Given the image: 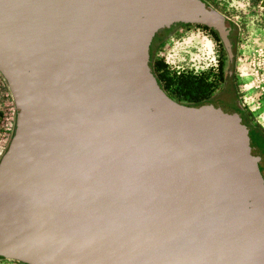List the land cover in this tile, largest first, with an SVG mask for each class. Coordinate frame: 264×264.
<instances>
[{
	"label": "water",
	"instance_id": "water-1",
	"mask_svg": "<svg viewBox=\"0 0 264 264\" xmlns=\"http://www.w3.org/2000/svg\"><path fill=\"white\" fill-rule=\"evenodd\" d=\"M177 24L217 33L230 83L235 28L203 0H0V259L264 264V160L239 110L171 100L149 71Z\"/></svg>",
	"mask_w": 264,
	"mask_h": 264
},
{
	"label": "rangeland",
	"instance_id": "rangeland-1",
	"mask_svg": "<svg viewBox=\"0 0 264 264\" xmlns=\"http://www.w3.org/2000/svg\"><path fill=\"white\" fill-rule=\"evenodd\" d=\"M207 1L234 25L231 71L236 96L248 119L264 134V9L258 7L260 0ZM220 54V45L206 32L191 25L168 38L153 57L160 60L163 68H168L164 74H171V78L180 72L182 77L199 76L208 83L217 80L215 64ZM171 90L175 89L171 87ZM172 94L182 99L177 89ZM13 122L12 103L0 77V156L9 141ZM259 156L264 160L260 153ZM259 169L262 168L259 166ZM0 264L13 263L0 260Z\"/></svg>",
	"mask_w": 264,
	"mask_h": 264
},
{
	"label": "flooded vegetation",
	"instance_id": "flooded-vegetation-1",
	"mask_svg": "<svg viewBox=\"0 0 264 264\" xmlns=\"http://www.w3.org/2000/svg\"><path fill=\"white\" fill-rule=\"evenodd\" d=\"M204 2L208 3L210 6L211 4L207 0H203ZM212 7V6H211ZM214 8V7H213ZM215 9V8H214ZM216 10V9H215ZM191 25L188 24H177V25H170L165 29V32L163 34L161 33H155L153 35V40L155 45L152 47L150 58H149V71L151 75L155 78V80L158 81L160 84V87L164 94L171 100H174L176 102L182 103L186 106H191L193 104L202 102V101H220L229 107H232L234 109L239 110L241 120L242 122L249 127L248 135L250 137L251 142L256 147V149L259 151L260 155L264 157V134L253 125V123L248 119V116H246L244 109L240 105V102L237 99L236 96V88L234 83L232 72L230 75L231 81L230 83L227 82V66H228V60H227V54L225 51V48L223 46L222 41L219 39L217 33L211 29H208L204 26L200 25H193L197 26V29H201L202 31L206 32L212 40H214L216 43L220 45L221 48V54L219 61H216L215 68H216V82H208L206 83L205 80L202 78L195 77V78H185L180 76V72H176L175 76L171 78V74H164L165 70H168V68H163L160 65V60H155L153 55L154 52L158 51L159 49L164 46V42L168 39L173 37L174 35H177L182 28L189 27ZM205 28V29H203ZM217 38V40H215ZM230 38V35L228 36ZM235 43H233L234 45ZM219 57V56H218ZM180 78H185L189 81L191 88H195L196 86L199 87V90L196 92H191L190 94H183L178 91L177 87V81ZM165 79H169L170 82H175L174 85H165ZM171 87L173 89H177L178 94H182V99L176 97L175 90H171ZM194 94V95H193ZM3 260V259H0ZM7 261V260H4ZM13 264H20L13 261H9Z\"/></svg>",
	"mask_w": 264,
	"mask_h": 264
},
{
	"label": "trees",
	"instance_id": "trees-1",
	"mask_svg": "<svg viewBox=\"0 0 264 264\" xmlns=\"http://www.w3.org/2000/svg\"><path fill=\"white\" fill-rule=\"evenodd\" d=\"M203 29H205V28H203ZM215 40H217V38H215ZM165 82H166L165 83L166 86L171 84L169 79H165ZM176 83H177L178 91L180 93H183V94H190L191 92H196L199 90L198 86H196L195 88H191L189 81L186 80L185 78L178 79V81Z\"/></svg>",
	"mask_w": 264,
	"mask_h": 264
}]
</instances>
